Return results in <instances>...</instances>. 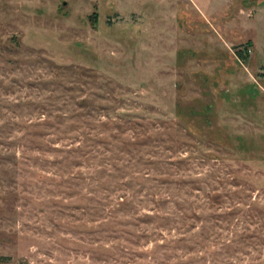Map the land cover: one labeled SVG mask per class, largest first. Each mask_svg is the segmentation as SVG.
<instances>
[{
    "label": "rangeland",
    "instance_id": "374dc122",
    "mask_svg": "<svg viewBox=\"0 0 264 264\" xmlns=\"http://www.w3.org/2000/svg\"><path fill=\"white\" fill-rule=\"evenodd\" d=\"M0 264H264V0H0Z\"/></svg>",
    "mask_w": 264,
    "mask_h": 264
},
{
    "label": "trees",
    "instance_id": "16d2710c",
    "mask_svg": "<svg viewBox=\"0 0 264 264\" xmlns=\"http://www.w3.org/2000/svg\"><path fill=\"white\" fill-rule=\"evenodd\" d=\"M91 15V14H90ZM93 21H95V19H93ZM245 49H246V47H245ZM238 52H241V51H238Z\"/></svg>",
    "mask_w": 264,
    "mask_h": 264
}]
</instances>
